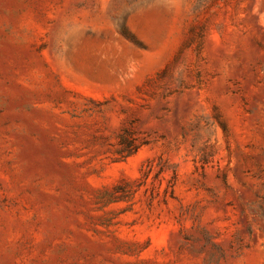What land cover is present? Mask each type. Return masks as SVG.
I'll list each match as a JSON object with an SVG mask.
<instances>
[{"label":"rangeland","instance_id":"rangeland-1","mask_svg":"<svg viewBox=\"0 0 264 264\" xmlns=\"http://www.w3.org/2000/svg\"><path fill=\"white\" fill-rule=\"evenodd\" d=\"M0 264H264V0H0Z\"/></svg>","mask_w":264,"mask_h":264},{"label":"trees","instance_id":"trees-1","mask_svg":"<svg viewBox=\"0 0 264 264\" xmlns=\"http://www.w3.org/2000/svg\"><path fill=\"white\" fill-rule=\"evenodd\" d=\"M221 125H222L223 131L226 132L225 126H223V124H221ZM151 172H152V166H151V163L149 162V163H147L146 167L142 171V175H141V178H140V179H142V181L140 183H144L145 184L147 179H148V177L150 176ZM164 172H166V168L163 165L159 166L157 171L154 173L153 178L157 179V177L160 174L164 173ZM176 178H177V172L175 170H172V175L167 180V183H166L165 187L162 190L163 199H166L167 197H173L174 185H175V182H176ZM155 191H156V195H159L160 192L158 190H155ZM153 193H154L153 191L152 192L150 191V195L151 196H153Z\"/></svg>","mask_w":264,"mask_h":264}]
</instances>
